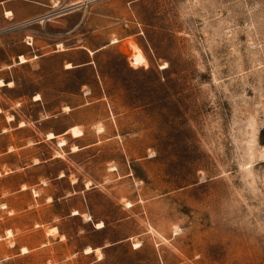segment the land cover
<instances>
[{
    "label": "rangeland",
    "instance_id": "1",
    "mask_svg": "<svg viewBox=\"0 0 264 264\" xmlns=\"http://www.w3.org/2000/svg\"><path fill=\"white\" fill-rule=\"evenodd\" d=\"M50 5L0 46V264H264V0Z\"/></svg>",
    "mask_w": 264,
    "mask_h": 264
},
{
    "label": "crops",
    "instance_id": "2",
    "mask_svg": "<svg viewBox=\"0 0 264 264\" xmlns=\"http://www.w3.org/2000/svg\"><path fill=\"white\" fill-rule=\"evenodd\" d=\"M50 4L51 0H0V46H8L7 52L13 57L12 64H15V62L24 63L27 60L25 53H20L14 45H9L13 38L11 36L12 31L27 24L28 21L29 23L35 22L45 17L51 9ZM21 58L23 61H21ZM5 82L6 84L9 83V81ZM71 130L73 131L72 128ZM95 226L99 227L101 223Z\"/></svg>",
    "mask_w": 264,
    "mask_h": 264
},
{
    "label": "bare ground",
    "instance_id": "3",
    "mask_svg": "<svg viewBox=\"0 0 264 264\" xmlns=\"http://www.w3.org/2000/svg\"><path fill=\"white\" fill-rule=\"evenodd\" d=\"M135 47H133V49H134ZM133 51V50H132ZM136 52H137V50H135ZM140 52V51H139ZM131 62H132V64H134V65H138V64H142V63H144V58H143V56L141 55V53L139 54V53H133L131 56ZM21 61H23V59L21 58ZM100 225V224H99Z\"/></svg>",
    "mask_w": 264,
    "mask_h": 264
},
{
    "label": "water",
    "instance_id": "4",
    "mask_svg": "<svg viewBox=\"0 0 264 264\" xmlns=\"http://www.w3.org/2000/svg\"><path fill=\"white\" fill-rule=\"evenodd\" d=\"M76 6H78V5L72 6V7H70L69 9H67L66 11L72 10V9H74Z\"/></svg>",
    "mask_w": 264,
    "mask_h": 264
}]
</instances>
